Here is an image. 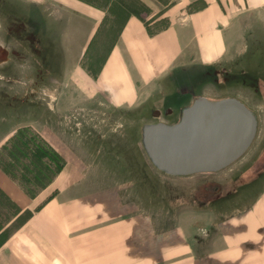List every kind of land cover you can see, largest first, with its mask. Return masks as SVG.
<instances>
[{
    "label": "crops",
    "instance_id": "0c3cea01",
    "mask_svg": "<svg viewBox=\"0 0 264 264\" xmlns=\"http://www.w3.org/2000/svg\"><path fill=\"white\" fill-rule=\"evenodd\" d=\"M24 1L36 4L40 16L52 15L41 6L45 0ZM63 10L70 18L62 28L66 48L72 32L81 28L71 22V9ZM168 13L169 25L152 33L143 17L131 15L96 77H84L86 98H100L121 120L131 149L107 152L123 160L112 177H123L113 185L97 182L96 170L85 161L94 154L73 149L48 128L46 142L66 161L57 191L3 242L0 264H153V255H159L160 264H179V241L153 253L152 217L140 213L136 206L143 203L135 200L136 185L151 186V164L137 167L129 160L145 157L136 150L139 123L150 122L155 109L177 108L197 95L238 96L258 114L255 150L224 180L239 182V190L224 197L227 213L219 240L224 264H264V0H174ZM65 52V62H72L71 52ZM128 122L133 131L125 129ZM0 193L23 212V194L1 171ZM210 211L207 221H187L192 232L188 264H201L203 239L209 243L208 257L216 256V210ZM201 223L210 230L200 232Z\"/></svg>",
    "mask_w": 264,
    "mask_h": 264
},
{
    "label": "rangeland",
    "instance_id": "374dc122",
    "mask_svg": "<svg viewBox=\"0 0 264 264\" xmlns=\"http://www.w3.org/2000/svg\"><path fill=\"white\" fill-rule=\"evenodd\" d=\"M44 2L41 6L52 12L49 18L47 14L38 15L36 4L24 0H0V55H3L1 48L8 51V62L0 61V171L24 196L21 213L9 195L0 193V246L57 191V180L66 161L46 142L48 128L51 133L55 130L57 137L73 149L94 154L85 161L96 170L97 182L103 180L104 185H113L123 177L120 174L112 177V169L118 173L123 160L113 159L107 152L131 149L122 133L121 120L105 110L100 98H86L84 77H96L131 15L143 17L151 31H159L169 25L168 10L174 4V0ZM63 9H71V22L81 28V31L72 32L66 48L62 28L70 18ZM65 51L71 52L72 62H65ZM221 97L208 99L219 100ZM191 103H179L177 108H171V116L164 109L161 118H151L150 122L173 124L179 120L181 109ZM142 124L133 128L136 150L144 154L140 143ZM125 129L132 130L130 122ZM257 138L239 161L218 173L177 178L161 174L151 166V186L136 185L135 200L146 207L143 210L136 206V209L152 217L153 253L158 252L160 246L165 248L168 244L171 247L179 241V264L191 263L188 253L192 232L191 223L187 221L193 217L207 221L212 214L210 210L215 209L217 223L211 231L216 236V256L214 259L208 257L209 243L207 239L200 240V263L224 264L219 240L220 221L227 213L224 197L239 190V182L224 184V180L230 168H239L255 150L259 134ZM58 150L61 149L58 147ZM129 161L137 167L143 166V162L150 164L146 156ZM135 177L137 183L139 174ZM208 230L206 223L200 224V232ZM170 247L169 252L172 251ZM153 257L157 259H153V264L161 263L159 255Z\"/></svg>",
    "mask_w": 264,
    "mask_h": 264
},
{
    "label": "water",
    "instance_id": "95a60500",
    "mask_svg": "<svg viewBox=\"0 0 264 264\" xmlns=\"http://www.w3.org/2000/svg\"><path fill=\"white\" fill-rule=\"evenodd\" d=\"M1 51L0 61H8V51ZM258 131L257 112L239 98L198 96L177 122L144 123L140 143L155 170L185 178L228 169L249 151Z\"/></svg>",
    "mask_w": 264,
    "mask_h": 264
},
{
    "label": "flooded vegetation",
    "instance_id": "af4514ba",
    "mask_svg": "<svg viewBox=\"0 0 264 264\" xmlns=\"http://www.w3.org/2000/svg\"><path fill=\"white\" fill-rule=\"evenodd\" d=\"M7 62H8V61H7ZM164 109H166V113H167V115H169V116L173 115V110L171 109V107H169V106H163V107L160 108V109H155V110H153V111L151 112V118H152V119L161 118V117L164 115V113H163V111H162V110H164Z\"/></svg>",
    "mask_w": 264,
    "mask_h": 264
},
{
    "label": "trees",
    "instance_id": "16d2710c",
    "mask_svg": "<svg viewBox=\"0 0 264 264\" xmlns=\"http://www.w3.org/2000/svg\"><path fill=\"white\" fill-rule=\"evenodd\" d=\"M141 17V16H140ZM148 29H149V27H148ZM149 31L152 33V32H155V31H151L150 29H149ZM32 216V214L28 217V219H26L20 226H22L23 224H25L29 219H30V217Z\"/></svg>",
    "mask_w": 264,
    "mask_h": 264
}]
</instances>
